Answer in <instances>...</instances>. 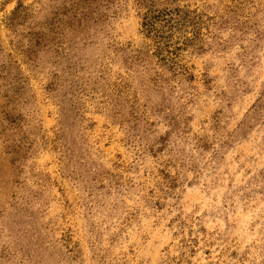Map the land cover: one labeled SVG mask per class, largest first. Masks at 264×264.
Here are the masks:
<instances>
[{
	"label": "rangeland",
	"instance_id": "obj_1",
	"mask_svg": "<svg viewBox=\"0 0 264 264\" xmlns=\"http://www.w3.org/2000/svg\"><path fill=\"white\" fill-rule=\"evenodd\" d=\"M0 264H264V0H0Z\"/></svg>",
	"mask_w": 264,
	"mask_h": 264
}]
</instances>
